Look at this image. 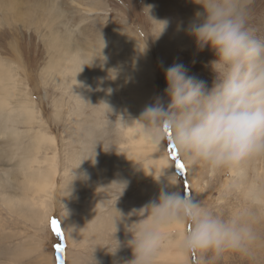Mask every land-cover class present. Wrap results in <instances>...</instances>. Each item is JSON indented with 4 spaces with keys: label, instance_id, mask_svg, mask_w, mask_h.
<instances>
[{
    "label": "rangeland",
    "instance_id": "1",
    "mask_svg": "<svg viewBox=\"0 0 264 264\" xmlns=\"http://www.w3.org/2000/svg\"><path fill=\"white\" fill-rule=\"evenodd\" d=\"M57 2L69 17L64 18V22L73 29L84 48L96 42L98 46L100 41L115 37L118 43L113 50L121 56L125 50L122 45L126 42L119 40L127 34L137 37L155 66L156 96L164 97L165 102L164 69L174 63H182L189 75L204 80L208 87L212 86L213 73L207 64L214 58L213 51L208 47L199 50L193 36L179 34L183 31L181 25H185L184 18H188V13L195 8L192 0ZM154 2L157 3L155 7ZM148 5L152 6L150 14L154 20L147 15V9L143 10ZM252 8V24L264 34V0H254ZM160 22H167V26L158 34ZM61 29L62 26L59 27ZM45 41L42 29L36 28L27 18H0V57L13 64L22 81L21 86L27 88L35 116L32 130L45 129L54 139L52 144L48 143L41 149L39 156L55 152L57 165L56 187L49 200V209L31 208L21 188L23 179L16 162L21 154L19 150L22 151L26 145L30 133L26 128L30 124L27 126L17 119L18 136L10 135V132L0 133V264H51V259L52 264H125L133 258L127 241L132 238L130 231L134 228L126 223L116 226L110 217L111 208L119 206L121 213L129 214L126 204L132 197L139 198L136 191L140 185L147 187L149 194L158 187L154 175L136 181L134 187L129 185L130 179L126 177L123 163L129 140L122 120L133 122L130 112H127V92L122 88L119 94L110 91L109 75L98 67V62L97 67L86 62L81 82L70 84L68 78L64 84L57 83L54 74L50 76L47 71L49 51ZM129 51L125 53L129 54ZM164 58L165 64L162 63ZM112 66L120 69L123 65ZM6 127L12 126L8 123ZM12 138L14 146L9 144ZM170 145V141H165L161 148L172 162L181 194L187 193L201 200L222 216L248 210L259 237L247 254L234 251H226L219 256L211 252L187 253V264H264V201L256 202L244 194L248 183L255 178L252 170L254 161L245 163L246 176L234 185L235 177L231 176L230 168L212 170L205 164H198L192 167L185 165V170L181 171L172 159ZM244 162L246 160L241 163ZM139 163L135 161V167ZM255 164L261 175V179L256 181L264 191V156L257 157ZM63 208L68 215L61 221ZM45 212L49 215L42 221ZM53 218L61 221L63 236L55 234L51 224ZM65 226L74 229L71 235ZM117 241L119 247L116 249ZM58 244L63 246V250L57 251ZM68 251L71 260L67 263Z\"/></svg>",
    "mask_w": 264,
    "mask_h": 264
},
{
    "label": "clouds",
    "instance_id": "2",
    "mask_svg": "<svg viewBox=\"0 0 264 264\" xmlns=\"http://www.w3.org/2000/svg\"><path fill=\"white\" fill-rule=\"evenodd\" d=\"M194 2L203 11L195 13L187 31L199 50L208 47L214 53L207 64L213 73L212 86L189 75L182 63L168 66L164 69L167 102L156 96L144 107L134 120L139 123L136 134L155 146L170 141L188 167L232 168L264 156V34L252 24L254 0ZM151 8L148 5L143 10L153 19ZM160 25L158 34L167 22ZM169 181L168 189L162 187L156 199L129 213L139 219L131 223L135 227L127 246L133 258L125 264H154L166 239L163 228L173 223L184 225L178 241L184 252L219 256L226 251L247 254L251 250L259 237L248 210L222 216L201 200L182 195L178 187L171 190V185H179L178 178ZM67 215L63 208L60 220ZM65 227L71 235L73 229Z\"/></svg>",
    "mask_w": 264,
    "mask_h": 264
},
{
    "label": "bare ground",
    "instance_id": "3",
    "mask_svg": "<svg viewBox=\"0 0 264 264\" xmlns=\"http://www.w3.org/2000/svg\"><path fill=\"white\" fill-rule=\"evenodd\" d=\"M192 1L194 2V0ZM156 4L154 2V7ZM194 4L195 8L188 13V18H184L185 25H181L180 27L183 29V31L179 32L182 36L190 35L187 31L189 23L194 19L197 11H203L202 5L195 2ZM0 18H27L36 28L42 29L49 51L47 71L50 76L54 74L57 83L64 84L68 78V83L70 84L81 82L86 72V62H91L96 67L98 62V67L109 75L111 83L108 87H110V91L114 92V94H119L121 88L126 90L129 104L127 112H130L131 120L134 122L133 124V122L127 120L125 129L129 146L123 165L126 167V177L130 179V181L128 179L126 181H129V185L134 187L136 186V181L143 180L148 175H154V177L159 178L158 187L150 191V194L149 189L143 185H140L139 189L137 188L139 191H136V193L139 195V198L132 197L131 200L128 199L126 204L128 212L131 213L134 209L138 210L150 200L156 199L162 187L167 190L170 185L169 178L176 179L175 175H173L172 162L163 153L161 146H155L136 134L139 123L134 120L137 119V115L141 114L146 105L154 102V98L156 97L155 66L150 56L147 55L148 51L143 43L137 37L135 38L128 34L124 35L119 40V42H126L125 45H122V48L124 46L125 49L122 54L123 56H120L118 52L113 50L118 43L115 37H108L106 40L100 41L98 46L96 42L95 45L84 48L80 45L77 35H74L73 29L69 28L67 23L64 22V18L69 17L57 0H0ZM60 26H62V31L59 30ZM165 47L166 45H164ZM128 49H130L129 54H126L125 51H128ZM162 63H166L165 58L162 60ZM112 64L123 66L119 69L116 66L114 68ZM113 73L115 74L113 75ZM21 83L22 81L18 77L13 64L0 57V133L10 132V135L14 134L18 136L20 131L17 129L19 127L16 128L15 126L17 119L26 125L30 124L26 128L27 132H30L26 145L24 144L22 151L19 150L21 154L16 161L18 162L23 179L21 188L25 195V200L29 202L31 208L36 206L43 210L49 209V200H51L56 187V154L55 152L52 155L42 153L43 156L40 157L39 153L48 143L52 144L54 139L46 133L45 129L38 128L32 130L31 125L33 122L35 123L32 102L28 98L27 88L25 89L24 86H21ZM21 96L25 97V99H21ZM8 123L12 126L11 128L6 127ZM130 124H133V126L130 127ZM9 144L14 146V139ZM12 152L14 153V151ZM11 156L10 158L12 159ZM248 160L249 162L250 160L254 161V164L252 162V170L255 178L253 177L248 183L244 194L256 202L264 201V191L260 188L259 181H256L257 178L261 179V175L255 164L257 157L249 158L244 164L241 163L242 165H236L229 169L231 176L235 177L232 184L235 185L237 181L245 178L247 171V164L245 163ZM135 161H140L141 163L135 167ZM263 177L264 174L262 175ZM68 185H65V187ZM177 187L180 190L179 185H171V190H176ZM121 211L119 206L111 208L110 217L113 218L114 224L117 226V224L125 225L126 223V225L134 228L135 225H131V223L136 222L139 217L131 215L134 217L128 218L129 214L125 212L121 213ZM32 214L35 215L34 212ZM48 215V212H45L42 221L44 218V221L47 220ZM36 220L38 221V219ZM39 221H41V217H39ZM98 228L101 229L103 227ZM163 231L166 239L155 258L154 264H187V252L180 250L178 247V241L184 231V225L180 223L169 224L163 228ZM70 244H72L71 241ZM77 247L79 246L77 245ZM66 260H68L67 263L71 260L69 251L66 253ZM50 263L52 264V259Z\"/></svg>",
    "mask_w": 264,
    "mask_h": 264
},
{
    "label": "snow or ice",
    "instance_id": "4",
    "mask_svg": "<svg viewBox=\"0 0 264 264\" xmlns=\"http://www.w3.org/2000/svg\"><path fill=\"white\" fill-rule=\"evenodd\" d=\"M170 148H171V150H172V151L170 152V154H171V156H172V159L175 161V165H176L179 169H181V171H184L185 168H186V166H185V164L183 163V161H182L181 159H179V157H178V153H177L176 150H175V146H174L173 144H171V145H170ZM51 224H52V227H53V230H54L55 234H56L57 236H63V231H62V228H61V221L58 220V219H56V218H53V219L51 220ZM56 249H57V251H61V250H63V246L58 244V245L56 246Z\"/></svg>",
    "mask_w": 264,
    "mask_h": 264
}]
</instances>
